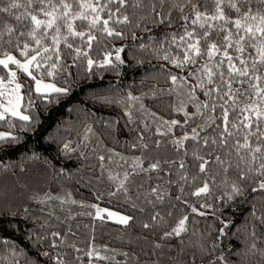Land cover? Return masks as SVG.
Instances as JSON below:
<instances>
[{
	"label": "trees",
	"instance_id": "trees-1",
	"mask_svg": "<svg viewBox=\"0 0 264 264\" xmlns=\"http://www.w3.org/2000/svg\"><path fill=\"white\" fill-rule=\"evenodd\" d=\"M11 2L0 0V7ZM15 2L21 7L0 13V57L5 53L23 57L20 52L24 44L29 46V56L35 54L33 49L42 56L51 55V60H41L39 71L35 68L33 71L37 77L52 80L68 92L32 93L31 84L26 82L24 111L32 117L31 121L16 117L0 121V130L17 138L15 142L0 143V180L18 179L27 185L29 179L41 182L45 176L49 181L48 192L43 197L31 191L32 200L27 204L12 202L0 208V264H264V190L258 187L264 176L258 174L259 161L246 162L250 160L248 153L240 149L238 155L233 141H229L227 147L222 146L218 136L222 129L215 125L208 127L206 109H202L204 116L195 115L197 101L189 97L190 86L200 83L190 73L205 63H209L214 72L226 71V64L221 69L214 67L220 55L210 62L206 56L196 57L195 64L182 67L172 63V60L184 61L186 44L194 42L186 36L183 16H189L187 28L194 32V38L224 22L211 21V27L206 23L204 28L191 24L195 17L188 0H139V6H135L138 0H128L117 15L121 18L128 15L131 23L110 21L109 26L123 35L108 36L102 24L89 27L95 15L91 8H81L75 0H64L72 5L70 14L84 9L89 15L88 21L72 22L76 31L96 37L91 48L86 43L87 35L84 38L68 35L67 25L60 16L52 29L41 26L36 30L35 39L41 41L37 45L29 35L35 25L30 16L25 15V9L38 19L46 20L39 11L42 6L33 2L29 7L28 0ZM79 2L96 6L101 19L108 18L109 9L115 12L119 7L118 3L107 4V0ZM234 2L241 11L229 8L225 0L222 7L226 19H238L247 10L239 0ZM193 3L201 5L203 0H193ZM52 4L55 12L62 14L61 0H52ZM250 6L264 14V6L256 0H252ZM45 10L52 9L45 6ZM200 11L210 16L215 9L209 3ZM17 16L23 18L18 21ZM57 26L59 34L55 31ZM9 27L13 29L11 34L7 31ZM224 27L235 32L231 24ZM21 32L24 35H20ZM172 33H176V43H173ZM53 36L60 40L59 45L54 44ZM180 36H185V41H180ZM212 42L220 44L218 37L208 41ZM67 44H72V48ZM44 47L53 50L58 47L60 58L57 59L54 52L44 53ZM76 48L86 51L88 57L76 58ZM117 49L123 51L117 52ZM201 50L205 51V41H201ZM228 51L234 58L240 55L235 48ZM117 55L122 63L115 59ZM165 55L168 60L163 58ZM109 56L112 63L104 64ZM88 58L95 62L91 71ZM53 63L55 69L50 67ZM237 66L241 65L237 62ZM48 71L54 74L49 76ZM171 75L187 77V81L178 80L173 84ZM199 77L206 88L210 87L203 71ZM194 96L200 102L208 100L198 88ZM213 100L218 105V115L223 101L215 95ZM173 120L178 123L169 130L165 122ZM216 123L221 121L217 119ZM193 128L200 138L209 139L207 146L199 138L183 140L182 145L174 143L184 136L191 137ZM238 128L232 129L234 139L243 143V134L248 130L242 125ZM212 139L217 140L215 145ZM249 139L255 146V137ZM121 153L127 161L118 159ZM216 156L225 163L216 162ZM241 156L246 157V161H241ZM199 157L209 162L205 172L200 171ZM152 164H158V168L152 170ZM111 167L126 174L115 178L110 173ZM38 168H44L48 176ZM241 172L248 179L241 180ZM121 182L123 187H120ZM205 183L210 191L194 195ZM233 185L239 187L242 194H236ZM61 188L72 193L75 199L69 205L60 204V210L55 206L52 212L47 208V196H55ZM76 200L87 205L79 206ZM67 207L72 208L65 209ZM98 208H110L131 219L124 225L104 216L100 218ZM83 211L88 212L82 214ZM201 212L204 215H200ZM185 216L188 217L187 231L179 237H165ZM145 224L149 227H144Z\"/></svg>",
	"mask_w": 264,
	"mask_h": 264
},
{
	"label": "snow or ice",
	"instance_id": "snow-or-ice-1",
	"mask_svg": "<svg viewBox=\"0 0 264 264\" xmlns=\"http://www.w3.org/2000/svg\"><path fill=\"white\" fill-rule=\"evenodd\" d=\"M35 2L38 5H41L39 11L43 13L45 17H51L49 20H41L37 18V15H33L30 12H28L27 9H25V15L30 16L31 21L35 25V29L29 35L33 36L35 39V33L37 29H40L41 26H45L48 29H52L53 25L56 23V20L58 19L57 15L55 14V6L52 4V0H28V5L31 7V5ZM128 0H107V4H113L118 3L119 7L116 9L115 12H112L110 9L108 11V18L107 19H101L99 12L97 11V7L93 6L92 4H81L79 0H75V3L81 7V8H91L92 13H95V15L92 17V19L89 22V27L96 28L98 24L103 25V31L108 36H116V37H122V33L115 31L113 28L109 26L110 21L117 24H130L131 21L129 20L128 15H123L122 18L117 15V13L121 12V9L125 8L127 6ZM240 3H243L247 6V10L241 15L240 18L235 20L226 19L224 9L222 5L225 3V0H203V3L201 5H197L193 3V0H188V6L192 8V15H194V19H191V24L196 25L199 24L201 28L205 27V24L208 23L209 27H211L210 22L215 20L223 21V25H219L216 29L209 31L208 29H205L203 33L199 35V38H194V32L189 31L187 28V23L189 22V16H183L182 18L185 20V28L184 31L186 33V36L188 40H194V42H189L186 44V54L184 57V61H178V60H172V63L176 67H182L184 64H195L196 63V57H207V60L210 62L212 61L217 55L221 56V59H219L216 64L214 65L215 68L221 69L226 64V71H217L214 72L213 68L209 66V63H205L202 65L200 69H197L196 72L190 73L189 75L196 76L200 83L197 85L190 86V92L189 97L190 99H195L197 103L195 104L196 107V113L195 115L204 116L205 113L202 111V109L207 110V121L208 127H212L215 125L217 128H221L222 131L218 133L219 136V143L222 146H229V141H233L234 145L236 146L237 154L239 155V150L244 149L248 153V156L250 157V160L246 161V157L241 156V161H246L251 164H255L257 161H259L258 165V174L261 176H264V108H261V105L264 104V14L260 12L259 9L256 11L253 10V8L250 6L252 0H239ZM212 4L215 11L212 15H207L206 12L202 13L200 11L201 7H204L205 9L208 7V5ZM256 3H258L260 6H264V0H256ZM45 6L47 8H51V11L45 10ZM61 8L64 9L62 14L60 15V19H63L64 23L67 25V31L68 35L73 37H80L84 38L85 35H87V45L89 48H91L92 41L96 39L94 35L86 34L83 31H76L74 28V24L72 21L79 19L81 21H88L89 15L84 12L77 13L72 16L71 21L68 19L69 15L72 10V5L64 2V0H61ZM107 5H105L106 7ZM135 6H139V0L138 3ZM227 6L229 8L235 9L236 12H240L241 9L237 7V3L234 2V0H228ZM21 5L16 3L15 0H12L11 3H9L6 7H0V13H10L11 9H18ZM153 12L156 11L155 6H153L152 9ZM181 12H183V8L180 9ZM157 16H160V13H156ZM170 15V14H169ZM23 17L17 16L16 19L19 21ZM160 23H164V19H160ZM231 24L233 25L235 32H233L231 29H227L224 27V25ZM168 25H171V21H168ZM8 33L11 34L13 29L9 27L7 29ZM56 33H60L59 26L55 29ZM225 33L223 36L220 35V33ZM214 33V35H213ZM20 35H24V33H20ZM173 37V43H176V33L170 34ZM233 36H235V40H233ZM219 38L220 44L218 45L215 42L208 43L210 39L213 38ZM55 45H59L60 40L57 38V36H53L51 38ZM65 42H67V37L64 38ZM185 36H180V41H185ZM201 41H205V51L202 52L201 50ZM258 42V44H257ZM35 43L37 45L41 44V41L39 39H35ZM19 48V45H17ZM24 50L20 52V55L23 57H28V44H24ZM67 47L69 49L72 48V44H67ZM235 48V51L238 52L240 55L236 56L235 58L233 55H231L228 51V49ZM251 49L252 51H248ZM123 49H117V52H121ZM33 52L35 54L31 55L30 58L26 59L25 62H21V60L17 59L16 56L10 55L5 53V58L0 59V65H2L5 69L8 68L9 64L16 65L19 69H22L23 72L27 73L28 76L31 77L33 81H35L36 88L35 90L37 92H40L41 89H44L46 91H50L57 94H66L68 92V89L66 88H59L56 87L54 84H42V82L37 79L36 76L32 74V72L29 70L30 66L34 67L37 71L41 68V60H51L52 56H42L41 53L33 49ZM44 53H50L54 52V54L57 56V59L60 58L59 56V48L50 49L48 47L43 48ZM76 52V58H79L81 56L88 57V53L86 51H82L80 48L75 49ZM193 53L194 55H188L187 53ZM247 52V56H245V53ZM253 52L255 55H253ZM258 57V59H257ZM39 58V59H38ZM165 60H168L169 57L165 55L163 57ZM117 61H120L121 63V57L117 55L115 57ZM249 60H251V63L249 64ZM237 62L241 66H237ZM95 62L91 59H87L88 69L91 71L92 66ZM112 60L110 56L106 58L104 64H111ZM104 64H100V67H104ZM52 69L56 68V64L53 63L50 65ZM203 71L207 76V85L210 87H205V83L202 78L199 77V73ZM54 73L52 71H48L47 75L52 76ZM17 73L15 71L11 72L12 79L9 81V83H14L16 79ZM215 77V79H214ZM244 78V79H240ZM178 80L187 81V77H177L176 75H171V81L173 84H176ZM3 84V79L0 78V85ZM239 84L240 87H234V85ZM6 87V85H5ZM20 84H15V88L12 90L13 93H15L14 97H9L6 101V103H0V121H5L8 119V114H10L12 117H16L21 121H31L32 117L29 115H24L20 111V101L23 99L22 96L19 95V91L21 89ZM197 88L203 93L205 97L208 98L206 102H200L197 97L194 96L195 91ZM5 93H0V96H4ZM221 101L223 103L219 104L220 113L216 115L217 110V104L213 100V96ZM227 98V99H225ZM255 98V99H254ZM131 99H139L137 97H131ZM229 102H231V106H229ZM183 111V106L180 109ZM245 113H249L248 115H245ZM255 116V119H253V115ZM185 115L188 114L185 112ZM232 117L230 119L229 117ZM219 119L221 121L220 124H217L216 121ZM169 124V130H171L172 126H175L178 122L173 120L171 122H165ZM242 125L246 130L243 134L244 142L241 143L239 139H234L235 132L232 129L239 130L238 126ZM10 127L12 125H9ZM255 128V131H252V129ZM193 135L191 137L184 136L182 140L174 141V143L178 145H182L183 140H187L189 138L193 140H197L198 138L202 140L203 144L207 146L209 144L208 138H200L199 133L197 132L196 128L192 129ZM165 133H161V135H164ZM250 137H255L256 143L255 146H253V143L250 141ZM17 140L16 137L12 136L10 133H0V143L5 142H15ZM211 143L215 145L217 143L216 139H212ZM68 146L65 145V148ZM101 160H103V157H100ZM199 159L202 161L200 164V171L205 172L206 171V165L209 163L207 160H205L203 157H199ZM215 161L223 165L225 163L224 160H221L219 156H216ZM183 163H181L180 167L183 168ZM231 167V165H229ZM239 167V165H237ZM158 168V164H152L151 169L155 170ZM251 169H249L250 171ZM225 172L228 171L227 168L224 169ZM127 179V177H125ZM240 179H248V176L241 172ZM120 187H123V183L121 182ZM233 191L236 194H242V190L233 185ZM260 190H264V180H261L258 185ZM256 188H253V191H256ZM155 191V189L153 190ZM210 191L209 186L207 183L204 184L203 187L199 188L198 191L194 193V195H201V194H207ZM95 207V206H94ZM192 211L195 213L197 212L196 208H192ZM102 212H107V215L109 217H117V213L114 212H108L106 209H97V216L100 218H103L101 216ZM200 215H204L203 212L199 213ZM118 222L124 225H127L129 223V220L131 219L128 216H118L117 217ZM155 219V217H154ZM188 217L185 216L183 219H181L178 223V225L172 229L171 232H166L165 237H171V236H177L179 237L181 233L187 231L186 229V221ZM262 223H264V218H262ZM144 227H149V225L145 224ZM56 235V234H54ZM255 235V233H253ZM159 247V245H157ZM255 247V245H253ZM91 255V254H89ZM218 259L223 260V257H219Z\"/></svg>",
	"mask_w": 264,
	"mask_h": 264
},
{
	"label": "rangeland",
	"instance_id": "rangeland-1",
	"mask_svg": "<svg viewBox=\"0 0 264 264\" xmlns=\"http://www.w3.org/2000/svg\"><path fill=\"white\" fill-rule=\"evenodd\" d=\"M80 12H84V9L78 10V11L70 14L69 18L71 19L73 15L80 13ZM55 14L57 15V17H59L61 15L60 12H55ZM49 19H51V17H47L46 20H49ZM10 55L16 56V58L21 60L22 63L25 62L26 59L31 57V55L28 57H25V58L20 57L16 54H10ZM4 58H5V56L0 57V59H4ZM33 68L34 67L30 66L29 70L32 72V74L34 76H36L34 71H33ZM12 71H15L17 73V75H16L15 82L9 83V81L12 79V77H11ZM0 78L3 79V84L0 85V93H5L4 96H0V103H6V101L9 97L15 96V93L12 92V90L15 88V84L18 83L22 86L20 91H19V95L23 97V99L20 101V105H21L20 111L24 115H27V113L24 111L25 104H26V96H25L26 92H25L24 88L27 86L28 83L31 84L30 87H31L32 93H34V92L42 93V94L53 93L50 91H46L44 89H41L40 92H37L35 90V88H36L35 81H33L31 79V77L27 75V73L23 72L22 69H19L16 65H13L11 63L9 64L7 69H5L2 65H0ZM37 79H39L42 82V84H49L50 83V84H54L56 87L63 88L62 86H60L59 84H57L56 82H54L52 80L43 79L41 77H37ZM26 82H28V83H26ZM5 85H6V87H5ZM0 111H2V109H0ZM8 117H12V116L10 114H8ZM0 133H9V132L4 131V130H0ZM118 159H120L121 161H124V162H125V160L127 161V159L123 153H121V155L118 156ZM38 170L40 172H42V171L45 172L44 168H38ZM109 170L111 171L110 172L111 175L114 176L115 178H119L120 176H124L126 174V173L120 174L117 170H115L112 167L109 168ZM47 173L48 172L46 171L45 174L47 175ZM37 175H41V174H37ZM18 176H19V178H21V175H18ZM12 178H15V177H12ZM44 178L45 179L42 178L41 182H39L38 180L33 179V178L29 179L27 182V185L24 182L22 183L21 180H18V179L15 180V179L7 178V177L4 179H1L0 180V208L4 207L6 205V203H12V202H14L16 205L27 204L28 201L32 200L31 197H29L31 191H32V193L38 192L43 197L44 194H46L48 192L47 190H48V184H49L47 177L44 176ZM12 180L13 181L15 180V181L13 182ZM25 182H26V180H25ZM18 186L20 189L18 188ZM2 187H5V188H2ZM74 199L75 198L72 195V193H68L66 191H63V189L61 188V192H58L55 196H52V194H49L47 196V202L49 203L47 208L49 207L53 212V210H55V206L57 207V205H58V209L60 210L62 208V207H60V204L69 205L72 203V201ZM34 200H36V199H34ZM76 204L79 206L83 204V207H85L87 205V203L78 202L77 200H76ZM71 208L67 207L65 209H71ZM100 209H106L108 212L117 213V217L118 216H127L121 212H117V211L110 209V208H100ZM85 212H88V211H83L82 214H84ZM101 216L107 217L109 220L118 222L117 217H109L107 215V212H102Z\"/></svg>",
	"mask_w": 264,
	"mask_h": 264
},
{
	"label": "bare ground",
	"instance_id": "bare-ground-1",
	"mask_svg": "<svg viewBox=\"0 0 264 264\" xmlns=\"http://www.w3.org/2000/svg\"><path fill=\"white\" fill-rule=\"evenodd\" d=\"M196 124H197V122H196ZM196 124H195V125H196ZM195 125H194V127H195ZM192 126H193V125H192ZM93 240H94V239H93Z\"/></svg>",
	"mask_w": 264,
	"mask_h": 264
}]
</instances>
